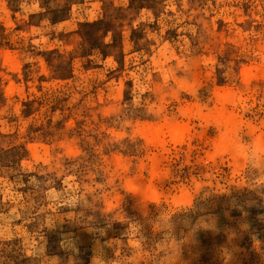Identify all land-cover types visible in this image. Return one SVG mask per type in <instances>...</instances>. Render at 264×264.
Here are the masks:
<instances>
[{
  "label": "rangeland",
  "instance_id": "obj_1",
  "mask_svg": "<svg viewBox=\"0 0 264 264\" xmlns=\"http://www.w3.org/2000/svg\"><path fill=\"white\" fill-rule=\"evenodd\" d=\"M0 264H264V0H0Z\"/></svg>",
  "mask_w": 264,
  "mask_h": 264
},
{
  "label": "bare ground",
  "instance_id": "obj_2",
  "mask_svg": "<svg viewBox=\"0 0 264 264\" xmlns=\"http://www.w3.org/2000/svg\"><path fill=\"white\" fill-rule=\"evenodd\" d=\"M162 131H156V133H154L153 135V139L155 140V142H159V138L161 135ZM168 133L173 137V138H178L182 133L183 130L180 127L177 126H172L168 128Z\"/></svg>",
  "mask_w": 264,
  "mask_h": 264
}]
</instances>
